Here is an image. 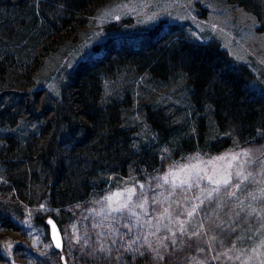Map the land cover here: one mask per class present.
<instances>
[{
	"label": "rangeland",
	"instance_id": "rangeland-1",
	"mask_svg": "<svg viewBox=\"0 0 264 264\" xmlns=\"http://www.w3.org/2000/svg\"><path fill=\"white\" fill-rule=\"evenodd\" d=\"M74 8L67 0H0V107L4 103L11 107L7 115L15 123L10 125L8 120L0 125L2 140L5 134L37 133L42 124L33 112H26L23 105L15 108L13 102L38 92L44 109L58 105L57 98L79 62L100 55L107 41L135 45L155 26L166 30L176 24L193 41L219 42L234 61L252 72L250 94L264 97V29L237 0H94L84 9ZM103 88L104 103H112V98L123 102L121 128L132 138L118 152L136 158L132 152L146 147L150 157L144 163L132 160L128 164L100 154L95 167L89 162L70 182L73 188L82 180L91 186L104 183V187L91 188L83 199L61 207L50 204L45 183L51 188V182L42 180L43 176L34 183L29 176L23 192L14 189L7 180L10 171L0 159V264H222L213 259L222 247L210 246L209 238L225 237L213 222L218 216L227 219L228 192L236 191L241 200L246 193L235 189L239 180L233 176L230 185L220 186L213 201H208L207 192L217 186L206 177L215 174L219 179L225 170L239 171L251 158L254 162L245 165L246 174H252L255 182L247 185V191L264 185L263 129L243 132L229 124L222 130L208 103L203 110L194 104L192 89L180 72L162 78L125 68L105 77ZM149 111L155 112L149 115ZM155 114L164 132L154 129ZM82 116L75 111L74 122L83 123ZM202 119L209 126L207 137L231 136L230 144L217 151L204 147L197 131ZM66 134L62 124L55 140L67 143L62 155L71 145ZM99 143L97 138L93 142ZM102 146L97 149L106 151ZM245 151L250 156H244ZM226 153L241 154L231 162V169L228 160L213 159ZM185 165L195 168L179 171ZM38 168L32 165L28 170ZM123 168L125 175L120 174ZM181 180L188 183L174 187ZM221 203L226 209L217 207ZM42 204L46 210H40ZM193 205L199 207L189 217L187 211ZM45 215L58 224L61 250L55 248L42 222ZM181 225L187 232L179 231ZM247 227L242 225L241 230ZM194 231L201 234L192 236ZM237 235L240 231L231 234L227 243ZM251 246L249 242L240 245Z\"/></svg>",
	"mask_w": 264,
	"mask_h": 264
},
{
	"label": "trees",
	"instance_id": "trees-1",
	"mask_svg": "<svg viewBox=\"0 0 264 264\" xmlns=\"http://www.w3.org/2000/svg\"><path fill=\"white\" fill-rule=\"evenodd\" d=\"M67 1L70 6H75L74 9L80 10L94 0ZM237 1L256 15L260 27L264 29V0ZM125 68H132L139 73L149 72L162 78L180 72L192 89L194 104L203 110V106L208 103L213 110L214 121L222 130L229 124H235L243 132H254L256 128L264 131V97L255 98L250 94L252 88L248 83L253 80V74L246 65L234 61L217 41H193L188 38L184 28L176 24L166 30L155 26L135 45L107 41L100 55L79 62L63 87L62 95L57 98L58 105L55 103L44 109L39 104L38 92L12 103L15 108L17 105L25 106L26 112H33V118L42 122L37 133L21 137L10 133L5 134L3 140L0 138V159L10 171L11 176L7 180L14 189L20 188L23 192L28 188L26 180H29V176L31 183L43 176L42 180L51 182V188L47 186L50 184L45 183L50 204L61 207L83 199L91 188L104 187V183L91 186L88 180H82L80 184H74L76 188H73L70 182L72 175L82 172L89 162L92 168L95 167L100 154L114 156L117 161L123 159L128 164L132 160L141 163L147 161L151 152L146 147L132 152L138 158L123 156L118 152L120 145L127 148L132 139L121 128L120 111L124 104L118 98H112L109 104L103 102V80L119 74ZM2 105L0 125L8 120L11 121L10 125H14L13 117L7 115L11 107L5 103ZM78 110L84 119L81 124L74 122L75 111ZM152 112L155 111H149V115ZM151 123L154 129H162L156 114ZM62 124H65L66 136L71 137L70 148L64 155L63 147L67 143L55 141ZM208 130L209 126L202 119L197 131L204 147L217 151L230 144L231 136L209 138ZM160 131L164 132L163 129ZM96 138L100 139L99 144L103 145L101 148L105 146L106 151L98 150L99 144H93ZM28 165H38L39 168L28 170ZM126 172L125 168L120 170L121 175ZM48 217L45 215L41 218L47 228Z\"/></svg>",
	"mask_w": 264,
	"mask_h": 264
},
{
	"label": "snow or ice",
	"instance_id": "snow-or-ice-1",
	"mask_svg": "<svg viewBox=\"0 0 264 264\" xmlns=\"http://www.w3.org/2000/svg\"><path fill=\"white\" fill-rule=\"evenodd\" d=\"M254 19V18H253ZM244 156H250L249 151L242 153ZM241 154H223L219 157H214V160L224 161L228 160V169L232 168V161L238 159ZM254 161L250 158L245 161V165H250ZM255 162H259L258 160ZM245 165L240 166L239 171H228L225 170L224 174L219 178H215V174L208 175L206 178L210 183L215 184L217 187L213 188L211 191L207 192L206 199L208 201H213L214 194L220 191V186H229L230 182L235 176L239 183H235V189L242 190L246 193L245 199L241 200L237 197L236 191H231L227 193V209L225 215L227 219H220L218 216L217 221H214V228L218 230L225 239H220L217 235H212L209 238L210 246H219L222 247V251L218 252L213 259L222 260V264L227 262V264H264V185H261L254 189L253 191H247V185L255 182V177L248 173L246 174ZM195 168V166L185 165L179 168V171L183 172L187 168ZM167 175H172L168 173ZM198 178L203 179V176ZM188 183L187 180H181L179 185L174 187H180ZM233 198L235 201L233 202ZM199 199V197H197ZM205 201H201L203 204ZM198 205H193L191 210L187 211V215L192 217L198 209ZM220 209H226V204L221 203L217 205ZM40 210H46L45 205H40ZM119 209H115L118 211ZM167 211V210H165ZM48 223L52 225L53 230L55 231L56 225L51 219L48 220ZM248 225L247 228L241 230L242 225ZM200 228H203V225H200ZM213 229L210 227L209 231ZM179 231L181 233L187 232V229L181 225ZM237 231H240V235L236 236L235 240H232L230 244L227 243V240L230 238L231 234H235ZM201 233L199 231L192 232V236H199ZM249 242L251 247H240V245ZM60 243L56 244V247L59 248ZM11 247V246H9ZM211 250V248H210ZM203 251V249H201Z\"/></svg>",
	"mask_w": 264,
	"mask_h": 264
},
{
	"label": "water",
	"instance_id": "water-1",
	"mask_svg": "<svg viewBox=\"0 0 264 264\" xmlns=\"http://www.w3.org/2000/svg\"><path fill=\"white\" fill-rule=\"evenodd\" d=\"M49 219H51L53 221V223L56 225L55 231L53 230L52 225L48 223ZM46 223L48 225L50 238H51L55 248L57 250H61L62 245H63V241H62V235H61L60 229L58 227V224L56 223V221L52 217H48L46 219ZM57 243H60V245H61L59 248L56 247Z\"/></svg>",
	"mask_w": 264,
	"mask_h": 264
}]
</instances>
